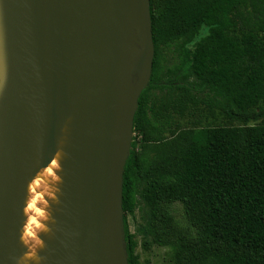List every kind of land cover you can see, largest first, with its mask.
Masks as SVG:
<instances>
[{"label": "trees", "instance_id": "16d2710c", "mask_svg": "<svg viewBox=\"0 0 264 264\" xmlns=\"http://www.w3.org/2000/svg\"><path fill=\"white\" fill-rule=\"evenodd\" d=\"M151 16L153 72L123 177L128 264H143L137 207L175 264H264V0H151Z\"/></svg>", "mask_w": 264, "mask_h": 264}, {"label": "water", "instance_id": "95a60500", "mask_svg": "<svg viewBox=\"0 0 264 264\" xmlns=\"http://www.w3.org/2000/svg\"><path fill=\"white\" fill-rule=\"evenodd\" d=\"M154 58L151 0H0V264L18 252L31 142L48 166L72 113L76 150L54 264H128L124 169Z\"/></svg>", "mask_w": 264, "mask_h": 264}, {"label": "bare ground", "instance_id": "6f19581e", "mask_svg": "<svg viewBox=\"0 0 264 264\" xmlns=\"http://www.w3.org/2000/svg\"><path fill=\"white\" fill-rule=\"evenodd\" d=\"M34 80L35 85L39 86L38 75H35ZM29 123L34 128V132H36L39 123L38 113L34 104L32 105ZM75 137V117L72 113L63 127L54 159L48 166H42L40 163L38 140L34 139L31 142L28 174L16 241L19 252H17L14 264H19L17 259L20 257L23 248L22 243L24 242V240L21 242L20 239L21 230L23 223H26L28 218V226L34 227L35 231L37 230V233H34L35 244L31 248L32 251H30L31 255H33L32 264H54L59 249L63 247L61 242L63 237L61 219L66 215L67 182L70 179V166L74 162Z\"/></svg>", "mask_w": 264, "mask_h": 264}, {"label": "rangeland", "instance_id": "374dc122", "mask_svg": "<svg viewBox=\"0 0 264 264\" xmlns=\"http://www.w3.org/2000/svg\"><path fill=\"white\" fill-rule=\"evenodd\" d=\"M162 2L163 0H154L155 11H158L161 9ZM135 135L136 133L134 132L133 137ZM172 212H173V216L175 220V226L183 232L190 231L191 226L187 218L185 217V210H184L183 204L180 202L175 203L173 206ZM146 214H147L146 209L143 210L142 207H137L134 213L128 212L127 214L129 230L132 234L135 235V239L138 242L136 253L140 257V262L143 264H175L173 261V256H172V248L170 246L158 245L154 243L150 237L144 236V233L146 232L145 226H144L145 219L147 217ZM28 223H29V218L26 223H23L22 230H21L22 237L20 236V239H21V242H23V240L24 242L22 243L23 248H22V252L20 253V257H18L17 259L19 260L17 261L19 264L20 263L21 264H32L33 262L32 261L33 255H31L30 251H32L31 248H33V245L35 244L34 236L37 233L36 232L37 230L35 231L34 227L32 228V226L31 227L28 226ZM29 233L31 234V236ZM18 252H19V249H18ZM27 258L28 260H26Z\"/></svg>", "mask_w": 264, "mask_h": 264}]
</instances>
